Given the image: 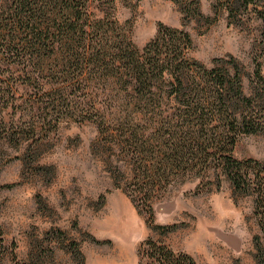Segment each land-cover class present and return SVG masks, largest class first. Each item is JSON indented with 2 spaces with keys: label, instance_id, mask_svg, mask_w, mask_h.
<instances>
[{
  "label": "trees",
  "instance_id": "1",
  "mask_svg": "<svg viewBox=\"0 0 264 264\" xmlns=\"http://www.w3.org/2000/svg\"><path fill=\"white\" fill-rule=\"evenodd\" d=\"M120 1L0 0V147L34 163L63 123L93 122L94 153L156 229L175 227L155 222L170 187L196 178L205 190L225 176L255 196L254 258L264 264V159L235 154L244 135L264 132V0H210L211 14L202 0H172L186 23L226 14L230 26L259 24L251 93L235 55L201 61L184 27L160 22L139 46ZM145 244L148 264H197Z\"/></svg>",
  "mask_w": 264,
  "mask_h": 264
},
{
  "label": "rangeland",
  "instance_id": "2",
  "mask_svg": "<svg viewBox=\"0 0 264 264\" xmlns=\"http://www.w3.org/2000/svg\"><path fill=\"white\" fill-rule=\"evenodd\" d=\"M202 7L213 12L210 0ZM118 16L134 23L132 37L141 47L164 22L191 33L192 54L201 61L235 55L244 89L252 92L258 23L230 26L226 14L209 27L186 23L172 0H123ZM97 135L91 121L63 123L39 150L40 164L16 157L23 150L0 147V264H148L151 239L197 264H256L253 194L234 191L225 176L205 190L201 179L178 183L155 205V222L175 227L156 229L94 153ZM236 149L241 159L263 160L264 132L244 135Z\"/></svg>",
  "mask_w": 264,
  "mask_h": 264
}]
</instances>
